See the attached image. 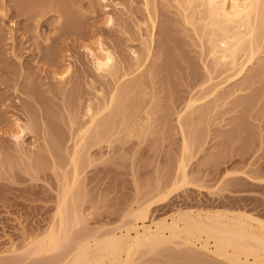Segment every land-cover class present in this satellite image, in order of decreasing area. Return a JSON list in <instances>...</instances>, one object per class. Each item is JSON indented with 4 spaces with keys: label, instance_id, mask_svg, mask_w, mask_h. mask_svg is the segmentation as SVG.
<instances>
[{
    "label": "rangeland",
    "instance_id": "rangeland-1",
    "mask_svg": "<svg viewBox=\"0 0 264 264\" xmlns=\"http://www.w3.org/2000/svg\"><path fill=\"white\" fill-rule=\"evenodd\" d=\"M154 1L156 4L152 0L150 6H156L152 9H156L158 30L150 58L139 37L145 31L137 29L139 21L146 20L144 0H0V260L18 257L20 264H32L54 255L45 254V251H42L44 254L35 252L37 256L31 255L32 246L25 245L30 239L41 240L49 226L57 223L54 221L60 180L64 178L62 173L68 169L67 176L70 177L68 173L72 172L68 168L72 148L66 150L68 146L73 147L70 134L86 122L87 101L93 97L94 88L100 87L99 77L84 47L85 43H92L90 35L101 36L102 41L113 48L125 71L131 72L138 66L130 53L132 47L142 54L139 64L146 61L141 65L144 74H148L151 68H155L153 75L159 74L154 75V79L152 75L149 78L155 81L154 85H149L154 106L151 105L152 118L142 136L139 139L134 137L136 141L133 138L122 148L121 145L117 147L118 142L112 147L101 143L102 148L98 144L91 149L85 148V153L88 151L90 156L92 152V157L82 151L86 157L82 155L85 164L80 162V165L86 168L81 169V173L84 170L79 176L81 185H76L74 191L80 190L79 207L89 216L84 215L88 218L85 222L88 221L86 226L89 224L90 231L96 232L98 226L129 225L134 218L136 220L134 212L138 205L145 208L146 204H150L148 217L154 219H160L179 207L244 210L264 218V73L259 85V79L252 72V68L264 60V48L255 61L257 65H251L243 77H235L223 84L221 82L227 74H223V78L217 73L223 79L213 74L212 82L210 71L205 68L207 62L211 63L210 55H207L208 51L204 53L206 48L203 50L201 41L191 30V25L184 22L176 4L172 0ZM107 6L110 9L106 11L115 16L113 25L106 22ZM167 19H174V24L166 27L163 21ZM69 62L73 69L64 85L66 92H62L55 73L59 69L62 71ZM140 70L131 75L140 73ZM207 80L209 84H206ZM217 82L223 85L218 87L219 94L213 93L217 98L211 94L215 99L213 104L212 99L209 100L210 94L204 96V91L208 92L204 85L211 87L214 84L216 87ZM200 84H204V88H199L201 93L197 89ZM189 96L199 98L196 105L208 99L211 106L208 111L211 112L205 113L203 118L194 115V122L185 126L182 136L176 118L186 109L184 104L187 105ZM33 98L37 99L36 102ZM71 100L73 104H70ZM17 117L22 121L32 117L45 119L50 131L65 138L66 142L61 146L66 147L69 154L59 152L60 147L56 148L57 152L53 147L49 151V145L38 138V130L34 129L25 135L23 148L18 147L11 137L12 130L10 133L11 119ZM184 141H190V156L184 150ZM61 154L69 156L62 158ZM37 158L43 160L40 167L34 163V159L39 161ZM186 160L191 178L187 176L189 183L179 178L182 180L179 184L175 176L178 177L181 171L179 164ZM40 162L36 164L40 165ZM162 188L165 194L161 199L162 194L158 192ZM158 194H161L160 198ZM140 206L139 210L142 209ZM77 227L72 229L76 231ZM12 242L24 246L15 253L10 250ZM162 250L141 252L129 264H180L176 257H173L174 263L172 257L166 256L170 249ZM207 257L216 264L226 261ZM183 262L181 264H186ZM228 262L231 261L224 264ZM248 264H253L252 260Z\"/></svg>",
    "mask_w": 264,
    "mask_h": 264
},
{
    "label": "bare ground",
    "instance_id": "bare-ground-1",
    "mask_svg": "<svg viewBox=\"0 0 264 264\" xmlns=\"http://www.w3.org/2000/svg\"><path fill=\"white\" fill-rule=\"evenodd\" d=\"M172 1L180 10L184 22L187 25L189 24V26L191 25V30H193L195 35L198 36L197 38L203 45V50L204 47L206 48L204 53L207 54L206 52L208 51L207 55H210L209 58L211 63L207 62V64L204 65L208 72L210 71L209 75L211 76V80L213 74H215V76L218 74H227L225 75L226 78L223 75V78L225 79L218 75L224 80H220L219 82L223 81L221 83L224 84L226 81L227 83V81L229 82V80L235 77H243L247 74L245 71L252 68L251 65L256 64L255 61H258L260 53H262L264 48V0ZM151 2L152 0H144V11H146V16H144V18L146 17V20L143 18L145 21H139V24H137L138 31H142L143 29V31H145L144 34L140 33L139 37L143 49L146 50L147 57H150L153 53L152 50L157 41L156 36L158 30V23L156 20L157 13H154L156 12V9L153 11L156 6H150V4H154L155 1L153 0V2ZM109 9L108 6L105 7L106 22L109 25H113L115 23V16L106 11ZM173 20L167 19L163 21V23L168 27L170 23H173ZM188 34L190 35V33ZM90 36L93 37L92 43H85L84 47L87 54L90 55L93 69L99 77L98 83H100V87L94 88L95 93L92 95L93 97H89L90 99L87 101L84 113V117H86V119H84L86 122L84 121L85 123L78 126L76 131L73 129L75 132H71L70 134L71 137L69 140L71 139L73 141V147L68 146L66 149L68 150L72 148L70 154L69 151H65L66 147L63 148V145L66 142V140H64L65 138L58 137L50 131L51 129L48 128L49 125L46 123L47 121L45 119H42L41 117H37L38 119H35L34 117L27 120L24 119L26 121H22L18 117L11 119L13 125H10V133L12 130L11 137L18 147L20 146V148H23L21 145L23 140H25V135L30 131L32 133L34 129L38 130V138L43 139L46 146L49 145V148L47 146L48 150L52 147L55 150L56 148L58 149L59 147H62V150H60V148L58 149L59 152H68L70 155L66 154L69 156L68 160L70 167L68 168H70L72 172L70 171L71 173H68L69 175L71 174L70 177L67 176L68 169L64 170L62 173L64 178H61L60 180L61 187L58 191L59 202L56 206V215L54 214L56 220L54 221V218L52 219V221L57 223H54L53 226L51 222L52 226H49L48 231H46L47 233L45 232L46 235H43L44 237L41 236V240H37V238L35 240V238H32L33 240L30 239L25 245H28V248L32 246V249H30V252H32L31 255L44 254L42 251H45V254L49 252L54 255H52L53 257L48 256L41 260L39 259L36 262L33 261L32 264H129L134 261L135 256L140 255L139 253L141 252L145 251L146 253H150L155 250L159 251V249L165 251L164 248H167V250L170 249L167 251L168 255L166 256H168V258L172 257V261L174 259L173 257H176L178 259L177 262H180V264L183 261V263L186 264H191L190 261L199 264L217 263L206 259L208 258L207 256L219 257L218 261L222 258L223 262L226 260L231 261L232 263L235 262L236 264H248L251 260L253 264H264V218L256 216L249 211L233 209L228 211L226 210L227 208H225V210H223L224 208H221V210L218 208L217 210H215V208L213 210H205L206 208L194 209L192 207L182 209V207H179L178 210L175 209L176 211H173L162 218L160 217V219H154V217H151V219L148 217L150 209H147L150 204H146L147 207L144 206L145 208H143V205H141L142 207L138 205V209H136L137 207L134 208V210L136 209L134 213L137 214L136 220L134 218L135 221L133 220L132 223L129 221L131 224L128 223L129 225H127L125 223V226L122 225L124 228L120 231H117V229L119 230L118 227H122L121 225L113 228L105 226L103 228L98 226L96 232L90 231L91 229L88 227L89 224L86 226V222L88 223V221L86 220L85 222V219H88L89 216L82 213L81 206L79 207V204H81V202H79L81 200L79 199L81 198L79 194L80 190H77L78 194L74 191L76 190V185H81L79 176L84 172V168H86L85 165L84 168L81 167L82 164L80 162L85 164L84 161H82V155L85 153L87 147L91 149L92 146L94 147L97 144L100 145L101 148L104 145L112 147L111 145L114 144L116 146L118 142L119 144L117 147L120 148L119 145H121L122 148L124 144H127V142L134 137L137 138L138 136L139 139V136H142L141 134L146 130L145 128L148 127L146 125L150 122V118H152V112L150 109L153 107L151 108V105L154 106V103L152 102L153 98L151 97L153 92L151 93L149 85H154L155 81H152L149 78L152 75V79H154V75H159L156 73L154 75L152 74L154 73L155 68L148 69L150 70L147 71L148 74H144V67H141V65L146 61L143 60L139 64V61L142 58H140V55L142 56V54L132 47L130 53L135 60L133 62L138 64V66L136 65L137 68L134 67V70L136 69L135 71L138 70V72L139 69L141 70L140 73L137 72L134 75H131L135 72L133 68L130 70L131 72H128V69L125 71L122 63L119 62L120 60L117 58V53L115 54L113 48L102 41L100 38L101 36ZM203 50L201 51L202 53ZM150 58H152V56ZM151 62H153V60ZM205 62L206 61H204V63ZM255 67L252 68V72L255 73L254 77L259 79L260 85V78L264 73V60L259 63L256 68ZM158 68L160 69V67ZM72 69L73 66L71 62H69L62 71L59 69V72L57 71L55 73L59 83L58 88L62 92H66L64 85L66 84L68 76L71 75L70 73L72 72ZM157 72L160 73V70ZM149 80H151L152 84L149 83ZM213 81L214 80H212V82ZM207 82L206 84L210 83L208 80ZM219 82L215 85L216 87H214L213 84V87L211 86L212 89L210 86H205V83L203 84L204 87H207L208 89V92H206V90L204 91V96L210 94L209 100L212 99L211 94L214 95L215 92L217 93L218 89L223 85L221 83L218 84ZM93 84L94 80H92V85ZM201 84L200 86L198 85L199 87L197 86L199 92L200 87L204 88ZM195 88L196 87H194V89ZM230 92L232 93L233 90H230ZM150 93L152 94L151 96ZM231 93L228 92L229 96ZM72 95H74L73 92L71 98ZM200 96L202 95H199L198 97L201 98ZM204 96H202V100L204 99ZM207 96L205 98H208ZM193 97H188L189 101L187 105L184 102L186 109L184 108V111H181V109V112L177 115L178 118H176L179 130H182V132L180 131L181 134L184 133L187 124H189V126L192 125L194 122V115L203 118L205 113L208 114V112H211L208 111L211 107L208 99H205L206 101H200L201 104L196 105L199 98L197 99ZM214 97H216V95H214ZM35 98H33V100L36 102L37 99ZM73 100H71L70 104H73ZM211 102L215 104V99H212ZM216 104L218 103L216 102ZM182 136H184V134ZM136 138H134L135 141ZM140 140H142V137H140ZM140 140H138V142ZM189 142L190 141H184V150L186 153H189L190 156L191 152L188 151H191L192 148ZM62 143L63 145L61 146ZM191 145L194 147L193 144ZM89 148L88 150H90ZM58 150H56V152ZM86 152L87 154L85 153V155L88 156V151ZM186 153H184V155L188 156ZM91 154L92 152L90 153V156ZM64 155L61 154L60 156L63 158ZM85 155L83 156L86 157ZM37 159L39 160V158ZM34 161L35 165L40 167L43 160H39L41 161L40 165H38L39 161H36L35 159ZM187 161L188 160L182 161L181 165L179 164L181 171L179 169L180 173L179 171L178 173L181 176H175V181L178 179L177 182H179V184L182 180L186 183L185 180L188 181L187 176L191 178L188 175L189 170L187 171L186 168V163L188 167ZM36 162H38V164H36ZM61 166L58 165V167ZM67 166L68 165H65V167ZM82 168L84 170H82L81 173ZM179 178L182 180L179 181ZM189 180L191 181V179ZM262 181L264 182V179ZM187 183H189V181ZM168 186L166 189L173 185ZM161 190L164 192L163 188ZM161 190H159L158 193H161L162 195H158L159 198L161 195L162 199L165 192L163 193ZM80 193H82V190ZM166 195L167 197L169 196L167 193ZM154 201L155 200L152 202ZM139 206L142 208L141 210H139ZM132 208H130V212L134 214ZM86 214L90 215L89 213ZM135 214L132 216L134 217ZM84 215L88 218H85ZM56 224L57 226L55 227ZM79 225H82L80 226L82 227L81 229ZM73 227L79 229L77 230L74 228L76 229L75 231L72 229ZM85 229H87L89 233H85ZM171 245H173L172 248L170 247ZM18 246L16 242H12L10 250L17 253L24 245ZM178 247H181V250ZM26 252L28 253V249H26ZM35 252L38 253L34 254ZM6 258H1L2 260H0V264H20L17 259L18 257L9 258L11 260ZM186 260L190 261L187 262ZM226 261L224 263H226ZM231 262H228V264Z\"/></svg>",
    "mask_w": 264,
    "mask_h": 264
}]
</instances>
